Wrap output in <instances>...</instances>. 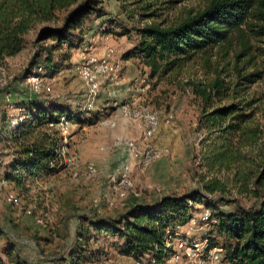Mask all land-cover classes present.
<instances>
[{
    "label": "trees",
    "instance_id": "1",
    "mask_svg": "<svg viewBox=\"0 0 264 264\" xmlns=\"http://www.w3.org/2000/svg\"><path fill=\"white\" fill-rule=\"evenodd\" d=\"M187 1L122 0L129 9L123 11L128 18L137 13L147 23L131 28L137 42L120 59L138 60L148 70L149 78L177 72L195 56L201 60L210 70L211 78L204 84L187 82V85L201 104L198 128L207 134L202 161L208 171L227 170L229 165L238 163L240 149L258 139L256 130L247 128L246 122L259 98L242 101L240 96L248 86L259 83L264 98V0H200L201 8L193 13L169 23L153 21L161 15V6ZM105 15L101 0H0V68L7 58L24 49L25 37L33 33L35 50L26 78L36 65L41 66V76H54L82 42L87 23ZM107 23L122 27L115 22ZM102 33L125 37L129 34L124 28L120 32ZM47 41L50 44H45ZM41 55L44 58L37 64ZM229 99L238 102L220 103ZM207 108L209 111H205ZM13 109L19 110L18 118L10 120L2 114L0 120V178L22 192L28 190L30 183L59 171L50 166L55 159L52 146L56 133L48 126L56 125L60 116L70 124L90 125L92 120H83L67 106L42 102L37 96L15 103ZM3 157L7 160L2 161ZM253 186L252 195L258 200L256 208L244 209L234 204L232 211L223 212L218 201L195 190L186 195L162 196L152 204H131L117 218L80 216L73 245L51 264L83 263L90 251L91 233L111 237L114 251L120 256L162 263L171 252L164 247L165 231L185 225L195 205L210 214L213 223L204 237L210 247L221 249L222 264H264V158ZM201 191L212 196L223 192L224 185L212 178L202 183ZM34 233L35 236L37 231ZM0 241L5 246L0 250V264H40L22 258L2 230Z\"/></svg>",
    "mask_w": 264,
    "mask_h": 264
},
{
    "label": "rangeland",
    "instance_id": "2",
    "mask_svg": "<svg viewBox=\"0 0 264 264\" xmlns=\"http://www.w3.org/2000/svg\"><path fill=\"white\" fill-rule=\"evenodd\" d=\"M101 6L106 12L102 17L105 23L121 24L122 27L115 32H120L123 28L129 32L128 36L119 39L118 49L126 45L133 46L137 42V35L131 28H139L147 22L141 20L137 13L130 14L128 18L123 11L129 9L125 8L122 0H101ZM160 8L161 15L153 21L169 23L200 9L201 1L189 0ZM96 24L93 26L96 27ZM32 39L33 33H29L25 37L24 49L7 58L0 68V120L2 114L10 120L18 118L20 112L13 109L14 104L37 96L42 102L63 104L78 112L83 120H92V123H73L68 127L65 153L70 165L65 169L47 179L30 183L27 191L17 192L9 185L2 189L1 200L11 193L18 206L0 202V230L8 241L15 244L22 258L29 262L51 264L52 260L63 257L73 245L80 216L89 219L117 218L131 204H152L166 195L180 196L196 190L197 194L218 201L217 204L223 212L232 211L234 204L244 209L256 208L258 200L252 195L253 180L264 158V98L259 83L248 86L240 96L242 101L259 98L246 122L247 128L256 130V143L241 148L238 163L229 165L227 170L215 168L208 171L202 161V153L208 144L207 134L199 130L197 124L201 115V104L187 85V82L204 84L211 78L210 70L197 56L184 63L177 72L160 78H149L148 70L138 60L130 59L123 67L119 59H114L119 66L117 78L100 83L98 95L87 109L84 105L83 85L74 72L77 58L75 56L71 60L72 51L70 60L58 73L50 77L41 76L42 85L48 86L50 91L46 94L44 89L39 88L34 92L26 78V70L35 50ZM84 46L89 47L86 42ZM43 58V55L39 56L37 64H41ZM232 102L238 101L229 99L220 103L228 105ZM139 106L145 107L158 120V128L149 143L159 151L160 156L143 170L139 169L137 157L126 158L125 155L107 148L113 140L119 138L134 141L141 150V123L125 120L119 115L121 107L131 110ZM205 111H209L208 108ZM109 123L113 126L109 127ZM14 124L12 121L11 125ZM5 160L7 157L2 158V161ZM88 162H92L96 168V175L92 179H84L81 175ZM124 162L129 166V178L133 182V188L125 193L127 196L121 205L122 202L115 199L113 192L107 187L106 176ZM69 168L78 173L77 178L69 177ZM212 178L224 185V191L209 196L201 191V185ZM93 200L98 201L94 210ZM105 200H113L114 205H106ZM194 207L192 215H197L203 209L200 205ZM24 209L29 210L31 216L24 215ZM36 219L41 224H37ZM209 229L186 223L180 227L179 234L199 238ZM35 231L37 233L34 236ZM90 236V251L81 264L131 262L130 258L120 256L114 251L111 237L94 233ZM4 247V242L0 241V250Z\"/></svg>",
    "mask_w": 264,
    "mask_h": 264
},
{
    "label": "built area",
    "instance_id": "3",
    "mask_svg": "<svg viewBox=\"0 0 264 264\" xmlns=\"http://www.w3.org/2000/svg\"><path fill=\"white\" fill-rule=\"evenodd\" d=\"M83 47L77 56V62L74 66V72L84 88V105L87 107L92 106L94 99L98 95L99 85L104 80H115L119 72L118 64L110 59L112 49L105 47L100 57H96L88 53ZM42 70L40 65H36L32 74L27 77V82L32 86L34 92L36 90L44 89L46 94L50 91L48 86H43V78L41 77ZM119 115L125 120L131 122L141 123V150L138 149L134 141L121 140L116 138L107 147L109 150L116 151L128 157H137V162L140 170L145 169L149 164L156 161L160 153L154 149L149 140L153 137L158 128V120L156 116L149 112L145 107L139 106L136 109H127L121 107ZM70 122L64 117L60 116L56 125L48 126V129L54 128L56 133V140L52 146V153L55 157L54 161L50 162V166L57 170L65 169L70 165L69 158H66L65 147L68 144V127ZM113 124L109 123V127ZM129 166L126 162L116 167L110 174L106 176V183L108 188L113 192L114 198L121 201L123 205L126 199V192L132 191L133 182L129 178ZM68 175L71 179H75L78 173L69 168ZM81 175L84 179H92L96 175V168L92 162L85 165ZM8 183L0 178V196L2 189ZM135 196V194H132ZM4 201L6 204L17 207L18 203L15 196L8 193L3 197L0 202ZM106 205L113 206V200H105ZM98 201H92V207L97 208ZM25 215H29L30 211L25 209ZM37 223H41L37 220ZM213 221L210 219V214L206 209H201L197 215H192L187 224L190 226L209 227ZM181 226L165 231L164 247L171 250L167 259L162 263H157L150 259L148 261L131 260L129 264H222V251L219 248L209 246L208 240L202 234L199 238L187 237L179 234Z\"/></svg>",
    "mask_w": 264,
    "mask_h": 264
},
{
    "label": "crops",
    "instance_id": "4",
    "mask_svg": "<svg viewBox=\"0 0 264 264\" xmlns=\"http://www.w3.org/2000/svg\"><path fill=\"white\" fill-rule=\"evenodd\" d=\"M95 23H97L96 27L93 26ZM87 27L89 29L84 31L83 36H82V42L80 43L78 48L72 50L71 60L74 59L75 56L77 58L79 52L81 51V49L83 48L86 42V45H88L89 47L84 46V48L86 47L84 50H86L88 53H91L92 55L96 57H100L102 55L105 47H110L112 49V53L110 56L111 60L119 59L121 62V65L124 67L128 61L121 60L120 56L124 52H126L128 49H130L132 46L126 45L124 48L118 49V46H117V44L119 43L118 41L124 36H116L114 35V33H105V34L102 33L103 31H106V30H112V32H115L117 31V28L114 25L105 23L102 20V18L91 21ZM59 208L60 207H58V210Z\"/></svg>",
    "mask_w": 264,
    "mask_h": 264
}]
</instances>
